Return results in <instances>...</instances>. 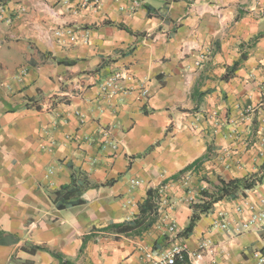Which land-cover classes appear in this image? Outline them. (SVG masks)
<instances>
[{"label": "crops", "instance_id": "obj_1", "mask_svg": "<svg viewBox=\"0 0 264 264\" xmlns=\"http://www.w3.org/2000/svg\"><path fill=\"white\" fill-rule=\"evenodd\" d=\"M263 137L264 0H0V264H156L174 243L184 264H257L264 221L243 224L264 214V181L182 233L189 196L214 189L202 176L261 172ZM199 158L189 186L173 178ZM77 169L87 203L59 209ZM164 186L148 231L106 229Z\"/></svg>", "mask_w": 264, "mask_h": 264}, {"label": "trees", "instance_id": "obj_2", "mask_svg": "<svg viewBox=\"0 0 264 264\" xmlns=\"http://www.w3.org/2000/svg\"><path fill=\"white\" fill-rule=\"evenodd\" d=\"M238 64L236 63L231 67L229 72H233ZM227 74L225 77H228ZM204 159H197L193 163L180 171V174L174 176V179H178L186 172L197 171ZM198 168V169H199ZM77 174H76V173ZM72 174L71 183L64 185L54 192V202L59 209H66L70 207H77L87 203V190L93 185L89 179L88 174L82 170H75ZM203 180L207 181L211 186H214L213 190L203 188L200 191V198L198 201L193 202L191 207L193 214L190 218L188 226L183 231V235L189 236L202 215L207 214L213 208L214 204L224 199H235L248 190H252L264 181V166L261 172L242 178L225 179L217 176V181L210 180L208 175L202 176ZM159 202H161V195L159 189L150 188L147 191V196L143 203L139 206V213L130 221L123 223H113L106 227L107 230H116L122 234H141L144 231H148L158 220L159 216ZM39 246H32L31 251L39 249ZM53 254L57 258H62V254ZM181 263H186V258ZM178 261L176 263H178ZM64 264H70L65 262Z\"/></svg>", "mask_w": 264, "mask_h": 264}, {"label": "built area", "instance_id": "obj_3", "mask_svg": "<svg viewBox=\"0 0 264 264\" xmlns=\"http://www.w3.org/2000/svg\"><path fill=\"white\" fill-rule=\"evenodd\" d=\"M99 0H95V4H97ZM137 4V2L135 1ZM131 78V73L129 70H120L117 71L110 76H108L101 84V87L104 91H108L111 93L117 92L119 89H122L126 81ZM147 89L143 90V94H147ZM51 101V100H50ZM52 105L51 102L48 103V106ZM251 111V108L248 109V112ZM264 139V137H263ZM264 221V214H254L251 215L247 222L243 224L244 228H250L251 226H255L260 222ZM220 226L223 229H226L227 223L220 222L217 223L216 226ZM171 232H175V226L172 225L170 227ZM208 243L203 242L199 250L207 249ZM198 258L201 257V254L198 252L195 254ZM254 256L257 260V264H264V245L259 250H256ZM147 258L156 264H176L177 260H184L186 258V249L182 244L174 243L169 248L165 249L164 252L157 258L152 253L147 254Z\"/></svg>", "mask_w": 264, "mask_h": 264}, {"label": "rangeland", "instance_id": "obj_4", "mask_svg": "<svg viewBox=\"0 0 264 264\" xmlns=\"http://www.w3.org/2000/svg\"><path fill=\"white\" fill-rule=\"evenodd\" d=\"M194 176L193 173H186L184 176H183V181H182V184L185 185V186H189L190 184V180H191V177ZM209 176V175H208ZM209 178H211L209 176ZM215 179V178H214ZM166 186H164L163 188L160 189V195H161V201L163 202V204L165 205H168L170 202H171V198L168 196L167 194V190L165 189ZM197 196L191 194L188 198V202L187 203H193V202H196L197 201Z\"/></svg>", "mask_w": 264, "mask_h": 264}]
</instances>
